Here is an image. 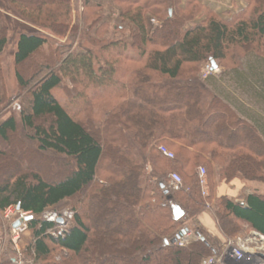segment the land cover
<instances>
[{
    "label": "trees",
    "instance_id": "1",
    "mask_svg": "<svg viewBox=\"0 0 264 264\" xmlns=\"http://www.w3.org/2000/svg\"><path fill=\"white\" fill-rule=\"evenodd\" d=\"M8 1L19 19L72 40L54 48L44 36H20L16 77L30 104L21 124L15 117L0 124L1 146L22 126L38 153L59 158L60 173L47 177L45 159L5 163L0 151V212L16 206L35 214L26 251L34 264H91L95 251L110 249L130 264H155L151 254L160 264H201L222 252L189 225L209 203L227 239L245 225L264 236V195L251 190L244 205L216 196L221 184L239 181L248 190L264 183V0H244L227 17L202 0ZM152 19L161 25L152 29ZM7 21L0 10V55L9 42ZM78 35L90 46L76 43ZM212 61L220 79L202 74ZM59 89L70 91L81 112L63 105ZM5 100L0 87V107ZM173 173L182 177L180 190L171 187ZM73 200V222L55 236L60 223L41 217ZM108 201L118 209L113 235L100 222ZM174 206L186 212L180 221ZM184 230L203 240L187 248L172 243ZM55 250L68 254L62 263L54 262Z\"/></svg>",
    "mask_w": 264,
    "mask_h": 264
},
{
    "label": "rangeland",
    "instance_id": "2",
    "mask_svg": "<svg viewBox=\"0 0 264 264\" xmlns=\"http://www.w3.org/2000/svg\"><path fill=\"white\" fill-rule=\"evenodd\" d=\"M203 3L210 7L212 10H214L216 13L223 15L224 17L230 16L229 14H233L240 10L244 4V0H202ZM14 8L10 5L8 0H0V10L6 15L7 22H8V29H9V42L5 49V51L0 55V66L2 69L1 74V80H0V87L2 88L3 92L6 95V100L2 107H0V124L5 121L6 119L10 117H15L19 124H21V114L24 110H28L29 104H30V94L29 91L21 89L19 87L16 72L18 70L16 63H15V54L18 46V40L20 36L24 33L27 34H36L40 36H44L48 38L51 42V44L56 48L59 45L63 44H70L72 43V40L70 38H57L55 36H52L49 32L43 31L41 29L36 28L35 26L19 19L13 10ZM83 11V8L79 6L78 12H76V21H78V15H81ZM161 25V22L157 19L151 20V28L154 29L157 26ZM76 43L80 44L82 43L85 46H90L89 43L83 40L82 36L78 35L76 37ZM96 49V51H99L98 47H93ZM210 63H205L202 74L204 77L208 76H214L217 77V79L220 77V69L217 70L214 75H209L208 73V66ZM28 65L23 66L22 69H26ZM21 69V68H20ZM220 79V78H219ZM55 95L60 98L61 102L64 106L72 110L73 112H81L83 109V105H79L77 108L75 106H71V96L70 91L67 90L66 92L59 89L55 91ZM89 99L92 96V93L88 92ZM140 101H143L140 99ZM250 107L249 105H247ZM253 108V107H250ZM80 113H78V116ZM82 115V114H81ZM82 118V116H81ZM233 135L239 136L238 131L231 130ZM215 137V133L212 135ZM29 139V136L27 135V132L25 129H23L22 126L19 127V131L16 135H13L12 137V143L11 145H0V151L6 153V159L5 163H9L10 161L15 163H20L24 161L25 158H30V160L33 162V160L37 157L43 158L46 160V167H47V177H56L61 170H58L57 172L55 170V162L54 160H58L59 158L56 155H46L41 154L36 151V148L34 146V143H31ZM19 145V148L17 146ZM172 152V151H171ZM54 162V163H53ZM30 171L28 170L27 173ZM209 181V180H208ZM251 187V190L259 192L260 194L264 195V183L262 182H254L250 183L249 185ZM242 187V186H241ZM249 190L243 189L241 194L247 195ZM77 201H65L61 203L60 205L56 206L55 208L47 211L41 218L47 221H51L55 219L53 222L58 223V219H63V223L60 224L59 229L57 232L53 233L55 236H58L59 234L64 233L69 227L71 226L73 222V208L76 206ZM123 205V203H122ZM11 208V207H10ZM16 206H13L12 210H16L15 214L10 218L6 219L5 210L4 212H0V263L3 260H6L8 258L9 260H12L13 264H34V260L30 258L26 251L29 247H31L33 240L32 231L29 230V223H28V230L25 232L21 240L19 241L18 248L21 249L20 252L17 251V247L13 242V221L21 217V213L18 212L16 209ZM106 212L103 214L100 222L101 225L107 226V230L111 229L112 235L114 234L116 224V215H117V205H113L112 202H105L104 206ZM102 211H100L97 214H94L92 218H95L100 214ZM59 224V223H58ZM242 227L243 231L240 235L236 236H244V237H250L254 235V232H251L249 229ZM235 237V238H236ZM109 238V236H108ZM234 239V238H233ZM198 241H192L190 245L197 243ZM189 245V246H190ZM187 248V247H185ZM219 250L223 252L222 247H219ZM221 252V253H222ZM98 255H97V254ZM64 255V257H62ZM116 249H110L108 251H95L92 254V257L95 259H91L88 257L86 262H89L91 264H94L97 262V264H130L126 261H123L124 258H118L116 257ZM66 256H68L67 253L61 252L59 250L54 251L53 260L57 263H62L63 260H65ZM86 256H89L86 254ZM151 258L154 261L155 264L163 263V260L157 258L156 255L151 254ZM130 261V259L128 260Z\"/></svg>",
    "mask_w": 264,
    "mask_h": 264
},
{
    "label": "built area",
    "instance_id": "3",
    "mask_svg": "<svg viewBox=\"0 0 264 264\" xmlns=\"http://www.w3.org/2000/svg\"><path fill=\"white\" fill-rule=\"evenodd\" d=\"M209 75H214V71H212L211 65L208 66ZM160 152L170 160H174L175 155L173 152L168 150L165 147H160ZM171 179V187L175 190H180L183 186L182 177L173 173L170 176ZM199 183L201 187V192L203 197L209 196L208 191V178L207 172L204 168H200L199 170ZM13 207L9 208L5 212L6 219H10L15 212V209L12 210ZM207 209L211 208L210 203L206 205ZM21 217L14 220L13 223L20 222V226L12 229L13 233V242L17 247V251L20 252L21 249L18 248L19 241L21 240L22 235L28 230V223L26 222V218L29 216L35 217V214L32 212L25 213L20 212ZM55 219L51 220L54 221ZM13 224V225H14ZM201 236H197L192 232L187 233L185 236L180 238L177 245L181 248L188 247L192 241L201 240ZM264 264V236L255 232L253 236L244 237L239 236L234 239H231L226 242L223 252L219 255L212 256L206 258L202 261L201 264ZM22 264V263H20Z\"/></svg>",
    "mask_w": 264,
    "mask_h": 264
},
{
    "label": "crops",
    "instance_id": "4",
    "mask_svg": "<svg viewBox=\"0 0 264 264\" xmlns=\"http://www.w3.org/2000/svg\"><path fill=\"white\" fill-rule=\"evenodd\" d=\"M243 189H244V186L239 181H234L230 184H221L217 188L216 196L217 197L227 196L233 201L244 205L246 197L250 195L252 191L251 189H248L249 192L247 193V195H245L246 197H244V194L243 195L241 194ZM208 191H209V196H210L209 188H208ZM204 198H207V197H204ZM210 205H211L210 209L205 208L204 211H202L199 215L194 217V219H192L189 222V225H191L192 227H196L200 230H203L205 233L209 235V238L212 240V242L217 248L222 247V249H224L226 242L235 237L227 239L225 235H223L211 211L214 204L213 205L210 204ZM245 227L248 228L247 225H245ZM251 232L255 233V231H251ZM33 240H34V237H33Z\"/></svg>",
    "mask_w": 264,
    "mask_h": 264
},
{
    "label": "water",
    "instance_id": "5",
    "mask_svg": "<svg viewBox=\"0 0 264 264\" xmlns=\"http://www.w3.org/2000/svg\"><path fill=\"white\" fill-rule=\"evenodd\" d=\"M211 65H212V70H213V71H216V70L219 69V67H218V65H217V63H216L215 61H212V62H211ZM20 210H21L20 207H18V211H20ZM172 210H173V216H174V219H175L176 221H180V220H181L182 218H184L185 215H186V212H185L181 207H179V206H174ZM32 220H33V217H27V218H26V221H28V222H31ZM58 222H59V223H62V222H63V219H59ZM18 226H20V223H19V222L16 223V224L14 225L15 228H17ZM187 233H188V230H184V231H182V232L178 235V237H177L172 243L176 244L177 241H178L181 237H183L184 235H186Z\"/></svg>",
    "mask_w": 264,
    "mask_h": 264
},
{
    "label": "bare ground",
    "instance_id": "6",
    "mask_svg": "<svg viewBox=\"0 0 264 264\" xmlns=\"http://www.w3.org/2000/svg\"><path fill=\"white\" fill-rule=\"evenodd\" d=\"M241 264V263H240Z\"/></svg>",
    "mask_w": 264,
    "mask_h": 264
}]
</instances>
